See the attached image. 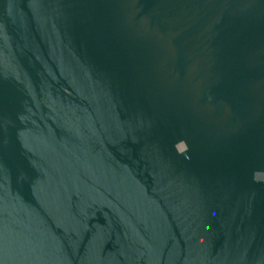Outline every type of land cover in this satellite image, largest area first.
<instances>
[{"label": "water", "instance_id": "obj_1", "mask_svg": "<svg viewBox=\"0 0 264 264\" xmlns=\"http://www.w3.org/2000/svg\"><path fill=\"white\" fill-rule=\"evenodd\" d=\"M0 264H264V0H0Z\"/></svg>", "mask_w": 264, "mask_h": 264}]
</instances>
